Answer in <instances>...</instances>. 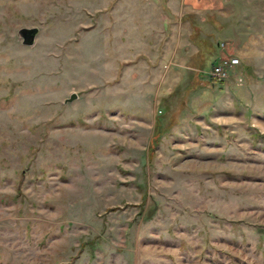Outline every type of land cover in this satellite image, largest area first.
Masks as SVG:
<instances>
[{
    "label": "rangeland",
    "instance_id": "obj_1",
    "mask_svg": "<svg viewBox=\"0 0 264 264\" xmlns=\"http://www.w3.org/2000/svg\"><path fill=\"white\" fill-rule=\"evenodd\" d=\"M0 264H264V0H0Z\"/></svg>",
    "mask_w": 264,
    "mask_h": 264
},
{
    "label": "trees",
    "instance_id": "obj_2",
    "mask_svg": "<svg viewBox=\"0 0 264 264\" xmlns=\"http://www.w3.org/2000/svg\"><path fill=\"white\" fill-rule=\"evenodd\" d=\"M189 27H190V35L189 39L190 41L196 45L197 47V55L200 56V61L202 62L206 57H211L214 55V51L216 47L218 46L219 41H211L208 40L207 38L204 39L200 35V29L198 25L193 21L190 20L189 22ZM216 31L220 32L222 31V27H215ZM218 59L216 58L212 63L211 66L216 63ZM163 130L160 129L159 122L157 119L154 120L153 123V130L152 134L149 138V143H148V148H149V156L151 157L152 155V149L156 146L160 135L162 134Z\"/></svg>",
    "mask_w": 264,
    "mask_h": 264
},
{
    "label": "built area",
    "instance_id": "obj_3",
    "mask_svg": "<svg viewBox=\"0 0 264 264\" xmlns=\"http://www.w3.org/2000/svg\"><path fill=\"white\" fill-rule=\"evenodd\" d=\"M237 58L218 59L209 70V77L215 82L223 81L228 74V70L231 66L237 64Z\"/></svg>",
    "mask_w": 264,
    "mask_h": 264
},
{
    "label": "water",
    "instance_id": "obj_4",
    "mask_svg": "<svg viewBox=\"0 0 264 264\" xmlns=\"http://www.w3.org/2000/svg\"><path fill=\"white\" fill-rule=\"evenodd\" d=\"M19 34L22 36L23 44L30 45L33 42L34 35L36 34L35 28H22L19 30ZM76 97V94L71 93L64 102L73 100Z\"/></svg>",
    "mask_w": 264,
    "mask_h": 264
},
{
    "label": "crops",
    "instance_id": "obj_5",
    "mask_svg": "<svg viewBox=\"0 0 264 264\" xmlns=\"http://www.w3.org/2000/svg\"><path fill=\"white\" fill-rule=\"evenodd\" d=\"M189 28H190V27H189ZM189 30H190V29H189ZM189 33H190V32H189ZM188 40H190L189 37H188ZM190 42H191V41H190ZM191 44H192V43H191ZM193 45H194V44H193ZM194 46L196 47V45H194ZM196 48H197V47H196ZM208 72H209V71H208Z\"/></svg>",
    "mask_w": 264,
    "mask_h": 264
}]
</instances>
